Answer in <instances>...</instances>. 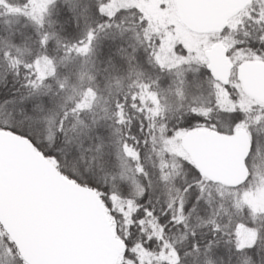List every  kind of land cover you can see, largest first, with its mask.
I'll list each match as a JSON object with an SVG mask.
<instances>
[{
  "label": "snow or ice",
  "instance_id": "obj_1",
  "mask_svg": "<svg viewBox=\"0 0 264 264\" xmlns=\"http://www.w3.org/2000/svg\"><path fill=\"white\" fill-rule=\"evenodd\" d=\"M0 264H264V0H0Z\"/></svg>",
  "mask_w": 264,
  "mask_h": 264
}]
</instances>
